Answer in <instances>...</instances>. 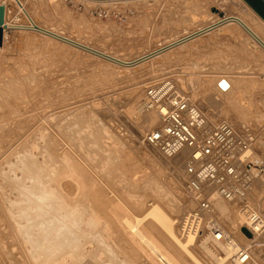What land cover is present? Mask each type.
I'll return each instance as SVG.
<instances>
[{"label":"rangeland","instance_id":"rangeland-1","mask_svg":"<svg viewBox=\"0 0 264 264\" xmlns=\"http://www.w3.org/2000/svg\"><path fill=\"white\" fill-rule=\"evenodd\" d=\"M81 1L95 4L94 12L114 13L108 19L60 1L8 2L0 47V264H150L122 217L155 204L181 219L194 207L183 177L151 162L162 156L143 143L148 131L138 133L143 115L136 106L148 83L173 80L213 123L246 122L264 133V49L238 26L213 28L191 38L193 45L126 67L27 28L30 16L131 62L181 37L189 14L212 16L213 8L219 18L253 17L238 0ZM250 20L264 37V28ZM192 22L194 30L205 25ZM221 78L231 90L220 91ZM60 180H76L79 193L65 196ZM152 225L144 223L172 250ZM190 249L202 264L215 263L200 247ZM171 252L181 264H194Z\"/></svg>","mask_w":264,"mask_h":264},{"label":"built area","instance_id":"built-area-1","mask_svg":"<svg viewBox=\"0 0 264 264\" xmlns=\"http://www.w3.org/2000/svg\"><path fill=\"white\" fill-rule=\"evenodd\" d=\"M62 1L70 7L82 8L73 0ZM97 13L102 18L109 16L105 11ZM151 111L160 112V124L143 135V143L167 158L183 151L187 153L183 167L185 191L197 207L180 219L181 235L197 236L204 231L211 242L228 252L231 263L264 264V194L261 206L248 215L247 226L253 239L247 245L239 243L222 228L206 199L209 190H215L228 202L246 199L253 187L254 172L264 183V164L253 168L250 160L255 136L246 128L236 130L227 122L213 125L201 120L200 123V114L195 113V108L173 80L145 88L141 112ZM256 240L262 241L258 256L253 254Z\"/></svg>","mask_w":264,"mask_h":264},{"label":"bare ground","instance_id":"bare-ground-1","mask_svg":"<svg viewBox=\"0 0 264 264\" xmlns=\"http://www.w3.org/2000/svg\"><path fill=\"white\" fill-rule=\"evenodd\" d=\"M9 1L10 0H0V4H2L5 7V16L8 13V9H9L8 8V5H9L8 2ZM12 1H15V0H12ZM50 1L52 3L56 2V1L57 2L60 1L63 4H65L67 7H70L65 2H63L62 0H50ZM98 1H100V0H96L95 2H98ZM116 1H122V0H107L105 2L111 3V2H116ZM238 1L244 7H246L247 11L253 17L250 16V18L248 19L245 14H239V15L238 14H236V15L230 14L227 16L225 15L222 18H219L216 16V9H213V8H212V10H210V14L212 16H210L209 14L204 13V12L202 14H199V15L198 14L197 15L196 14H194V15L189 14V15H187L188 16L187 19L189 20V24L187 25V27L183 31L181 37L177 38V40H172L170 43H167L166 45L160 46L158 48H154V49H152L146 53L140 54L141 56H138L137 59H135L131 62L123 60V58L118 57V55L117 56L115 54L111 55L113 53L108 54V53H106V51L104 52V51L96 49L95 47H92L90 45L83 44L82 42H80L79 40H77L73 36H70V35L66 36L60 32L55 31L54 29L48 28L46 26L45 27L40 26V25L36 24L37 22L35 21L36 22L35 23L34 20L30 18V16H29L30 21H28L29 25L27 26V28H29L35 32L43 33V34L50 36V37L57 39V40H61V41L64 40V42L65 43L67 42V44L78 46L79 49L80 48H82L84 50L86 49L88 52L95 53L96 56L98 55L102 58H105L106 60H108L110 62L112 61V62H115V63H117L121 66H125V67L132 65V64H135V63L142 62L146 58L154 56V55L158 56L162 53L164 55L165 53H167L166 51H169L173 47H176L178 45H179V47H176L175 49L186 47V46H189L190 44L193 45V42L190 43L191 40L193 41V39H191V38H195L196 36H199L204 32L210 31L211 29L216 28V27L224 26L226 24L238 26L241 31H244L247 34H249L252 37V39L264 49V37L258 31L259 30L258 26L255 23H253V21H251L250 19L252 18V20H254L257 24L261 25L263 28H264V21L243 0H238ZM73 2L83 6V11H85L88 15L94 16V14H96V15L98 14L97 12H94L95 4L87 5V4L83 3V1H81V0H73ZM100 2H102V1H100ZM81 9H78L77 7L75 8L76 11L81 10ZM113 11H114L113 8L112 9L107 8V10L105 11L109 15L108 19H110V17L113 15V13H114ZM199 19L204 22V24H205L204 26H200V27L197 26ZM8 20L9 19L4 18V23L2 25L3 40H2L1 46H3V43H4L5 28H7L9 26ZM192 21H194L196 23V26H197L196 30H194V23ZM221 32H223V30H221ZM182 42H183V44H181ZM162 59H163L162 57L155 59L156 60L155 62L158 63ZM165 80L166 79L158 80L155 83H157V82H163L164 83ZM222 80H224L228 85V87L226 89H222L219 86V83ZM155 83H151V84L148 83L147 86L152 87L153 84H155ZM217 84H218L217 87L220 89V91L221 90H227L230 87L229 81H227V79H223V78H221ZM179 85H184V84L179 83ZM159 86H161V85H159ZM229 90H231V89H229ZM183 93L187 96L189 103H190V106L195 108V110H196L195 113L198 112V114H200L201 119H198V121L200 123L202 121H206V120L210 124H213V125H216V124L221 123V122H227L231 126H233L236 130H239V129L243 130L244 128H246L248 130V132H250L252 135H254L255 139H256V143H255V146L249 152L250 156H251V159H250L251 163L258 164V165L264 164V138H263L264 133H263V136L262 135L259 136V134H257V132H255V130H253L249 126V123H246V122H242V123L239 122V126H237V127H235V125L233 124V122L231 120H226V119H223L217 123H213V121L211 119H209L210 117L207 116L203 112L202 109H200L199 105L196 104L195 102H192L187 93H185L184 91H183ZM144 96H145V89H144ZM243 99L240 98L239 101L241 103H245V101ZM142 105H143V101H142V104L136 106L137 111L143 115L141 117V119L139 120V122L136 124V126L139 127L138 133L140 132V134L144 133L145 131L155 129L160 124V112L159 111H151V113L150 112L142 113L141 112ZM139 106H140V109H139ZM244 106H247V105H244ZM162 112H164V109H162ZM158 121H159V123H158ZM261 123L264 124V117H263V120H261ZM155 125H157V126L155 127ZM141 135H143V134H141ZM261 138H263V139H261ZM137 140H138V138H137ZM152 150H154V149H152ZM154 151L162 157L152 159L151 162L156 163L157 165H162L163 163H164V165L165 164L168 165L169 168L171 169L173 176L176 177V179H179L180 175H181L184 179V184H185V176L183 173V166H184V163L186 160L187 153L185 151H183V152H181V153H179V154H177L171 158H167V157H164L163 155H161L158 151H156V150H154ZM253 176H254L253 187L251 188L250 192L247 194L246 199H244V200H235L232 202L225 201L218 196V194L216 193L215 190H209L207 192V195H206V199L212 205L213 215L217 219V221L221 224L222 228L226 232L230 233L239 243H241L243 245H247V244L251 243V241L253 239L252 238L253 234H252L251 230L249 229V227L247 226L248 215H249L251 210H255L256 208L261 206L262 196L264 194V183L261 182L260 179L255 175V172L253 173ZM59 186H60V191H62L65 194V196H67V197L74 196L78 192L76 180H74V182H72L70 180L69 181L68 180H64V181L60 180ZM251 194L253 195V197L251 196ZM187 196L191 199V201H189V203H190L189 207H194V209H195L197 207L196 203L193 201V199L191 198V196L189 194H187ZM252 202L254 205L252 204ZM227 204H234V205H232L233 207H229V205H227ZM237 204H239L241 207L237 206ZM178 219H180V217L177 219L170 218L168 215L163 213V211L160 209L159 206H157L155 204H151V207H149L147 210H145L142 214L134 216L133 218L122 217L121 221H122V224L124 225L123 227H125L126 231L129 233V235L133 239L134 243L141 250L142 257H144L143 258L144 260L146 259L145 261H147V263H150V264H181V262H179V259L177 260L178 257L175 258L176 257V256H174L175 254L174 255L172 254L171 251L174 250L178 256L184 257L185 259H189L194 264H202V262L196 256L195 252L190 249V247L192 246L195 251H197L196 248L199 249V247H200V250H204V252L215 262L213 264H233L229 260L228 252L226 250H224L220 245L211 242L209 240V238L205 235L204 231L200 232L197 236H191V235H189L187 237L182 236L181 232H180V225H179L180 221H178ZM147 220H151V223L154 225V227H157L162 231L163 236L168 240L167 244L170 246V248L172 250L164 248L163 246H161L156 241V239L154 237H152V233H151L150 228H147L146 226H144V223ZM45 223H47V222H45ZM222 223L229 225L231 230L224 227V225ZM87 226L89 228L91 226V224L90 225L88 224ZM41 228H43V227H41ZM90 230H93V229H90ZM261 242H262L261 240H256L254 242L255 245H253V254L255 256H258L261 253V244H260ZM198 252H199V250H198ZM65 257H66V255L63 258H65Z\"/></svg>","mask_w":264,"mask_h":264},{"label":"water","instance_id":"water-1","mask_svg":"<svg viewBox=\"0 0 264 264\" xmlns=\"http://www.w3.org/2000/svg\"><path fill=\"white\" fill-rule=\"evenodd\" d=\"M263 21H264V0H243ZM5 18V7L0 4V46L2 45L3 40V30L2 25L4 23ZM219 86L222 89H226L228 87L227 83L222 80L219 83Z\"/></svg>","mask_w":264,"mask_h":264},{"label":"crops","instance_id":"crops-1","mask_svg":"<svg viewBox=\"0 0 264 264\" xmlns=\"http://www.w3.org/2000/svg\"><path fill=\"white\" fill-rule=\"evenodd\" d=\"M190 12H191V11H190ZM84 13L87 14L85 11H84ZM87 15H88V14H87ZM186 21H188V20H186Z\"/></svg>","mask_w":264,"mask_h":264}]
</instances>
